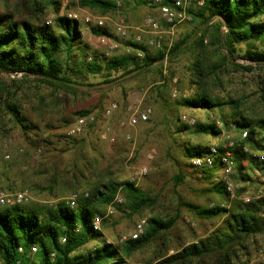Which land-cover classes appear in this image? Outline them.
<instances>
[{
    "label": "trees",
    "instance_id": "16d2710c",
    "mask_svg": "<svg viewBox=\"0 0 264 264\" xmlns=\"http://www.w3.org/2000/svg\"><path fill=\"white\" fill-rule=\"evenodd\" d=\"M75 1L81 8L97 9L104 15L114 11L118 7L117 2L128 4L130 0H74V5ZM137 1L150 5L146 0ZM174 1L164 0L166 4ZM190 1L185 10L192 20L201 24L199 34L175 40L168 49L164 44L149 46L147 39L142 38L140 42L131 39L125 43L132 49L130 54L104 57L96 53L89 55L90 60H87V45L81 38L79 21L59 14L62 0H2L0 113L8 116L13 125L20 129L24 139L41 151L44 144L56 143L52 137L57 142L64 139L74 121L67 125L65 134L55 132L44 136L43 129L29 118L17 100V89H21L23 84H43L53 91L76 95L77 87L73 84L77 85L74 80L80 78L77 75L81 73L98 75L103 82L114 84L134 73L161 72L164 61L176 58L182 48H193L196 55L191 70L197 90L177 102L190 108L220 110L225 122L229 118L238 130L248 131L245 142L249 145V152L236 153V173L232 176L238 185L235 197L229 199L221 177L214 182L213 173L219 171L217 167L196 168L191 164L193 158L207 152L208 145L186 144L183 147L182 156L186 159L183 165L194 170L199 179L208 184L202 192H207L214 199L203 206L181 199L178 203L200 219L211 220L214 224L205 238L176 248L175 253L158 264H190L196 261L199 264H248L251 252L259 246V240L264 241V182L250 183L251 177L244 172L246 166L240 163V159H247L251 171L260 168L257 153L251 148L264 152V116L248 114L240 108L237 100L222 99L211 91V87L218 83L219 69L226 64L243 71L264 66V0H202L200 6L196 5L197 0ZM64 8L69 9L68 5ZM48 12L53 16L49 24L46 23ZM90 30L100 37L109 34L106 27L92 26ZM209 31L210 44L218 51L225 50L221 58L213 63L208 60L203 45L204 36ZM256 43H262V46L259 48ZM240 44L247 45L238 56L248 60L247 64L234 62ZM136 52H140V55ZM119 70L122 75L113 77V73ZM3 74L19 75L10 79L16 89H10L13 86L1 79ZM225 107L229 108L227 114L223 113ZM89 113L92 112L78 110L75 114L78 117ZM96 120L97 117L94 122ZM183 126L187 128L185 123ZM195 131L220 134L213 122H196ZM77 174L79 178L72 174L69 179L70 190L78 193L74 207L69 205L67 199H58L52 204L28 199L18 204L0 206V264H129L125 258L171 229L179 218L178 215L165 219L150 216L146 219L144 232L136 239H126L119 249L102 242L86 253H78L99 234L90 227L91 217L103 214L119 191L122 202L118 206L127 205L134 213L152 205L154 199L132 182H120L113 178L93 180L81 169ZM185 176L186 173L179 169L173 177L174 185L181 184ZM54 182L55 177L51 184ZM246 184L255 193L247 195ZM84 186L89 190L87 196L77 191ZM246 195L248 198L244 199ZM33 246L36 252L31 253ZM18 247H22L21 252ZM241 256H245V261ZM253 264L264 262L256 261Z\"/></svg>",
    "mask_w": 264,
    "mask_h": 264
},
{
    "label": "rangeland",
    "instance_id": "374dc122",
    "mask_svg": "<svg viewBox=\"0 0 264 264\" xmlns=\"http://www.w3.org/2000/svg\"><path fill=\"white\" fill-rule=\"evenodd\" d=\"M182 1L185 8L191 4L190 0ZM1 4L2 0L0 6ZM117 4L118 7L114 11L103 15L97 9L81 8L76 1L74 5V0H62L60 15L76 12L81 17L90 14L105 18L102 27H106L109 34L101 37H107L109 43H103L100 36L92 34V26L84 24L79 17L81 38L87 45L86 59L96 53L104 57L130 54L132 49L125 43L131 40L135 33H140L144 40L155 37L168 49L175 40L182 37L188 39L195 33L199 34L202 28L198 21L191 19L177 23L170 29L163 26V32L150 34L134 27L141 26L145 15L156 14L155 7L137 0H130L128 4ZM67 5L68 10L64 8ZM119 16L124 17L126 23L132 27L126 39L120 38L114 31V21ZM52 17L48 12L46 19ZM210 35L209 31L204 36L203 45L208 60L213 63L221 58L225 50H216L210 44ZM115 42L118 46L109 48L110 43ZM256 45L260 48L262 43ZM246 47V44L238 45L235 63H249L248 60L238 57ZM195 55L193 48H182L176 58L163 62L161 72L153 70L139 75L134 73L120 78L114 84L103 82L98 75L81 73L77 75L80 78L74 80L77 85L73 84L77 87L76 95L53 91L43 84H23L21 89H17V100L29 118L43 129L44 136L55 132L65 134L67 125L74 121L78 110H90L97 120L89 125L81 136L66 135L60 142L52 137L56 143L44 144L42 150L38 151V148L24 139L20 129L13 125L8 116L0 113L1 185L10 191L26 189L32 202L52 204L58 199H68L73 192L70 190L69 179L72 174L78 177L77 173L81 169L93 180L113 178L120 182H132L154 199L152 205L139 213H134L124 204L116 206L114 213L103 220L97 238L89 240L78 253H86L102 242L110 243L119 249L124 241L131 237L139 220L146 221L148 217L155 215L164 219L176 215L179 218L171 229L125 258L129 264H158L175 253L176 248H183L205 238L211 232L213 221L200 219L178 202L181 199L203 206L214 198L207 192H202L208 184L202 182L194 170L183 165L186 159L182 156V150L186 144L209 145L221 142L226 136L237 138L239 130L229 126L233 122L229 118L225 122L222 112L218 109L190 108L177 102L183 97L193 95L197 90L191 70ZM120 75L121 70L113 73V77ZM18 77L19 75L15 74H3L1 79L13 86L10 79ZM217 78L218 83L215 86L212 84L211 91L222 99L237 100L240 108L248 114L264 116V66L255 67L252 71H243L226 64L219 69ZM13 88L16 89L14 86L10 89ZM173 89L177 90L176 96L172 95ZM111 102L117 103L118 108L108 115L103 114V110ZM138 103L151 108L149 120L135 127L122 125L128 117L126 106ZM228 111L229 108L225 107L223 113L227 114ZM183 114L194 117L196 122L203 124L215 123V120L219 119L224 123V133H199L195 131V125L186 124L187 128H184V122L181 121ZM247 146L249 147L248 144ZM251 150L254 153L259 151L254 147ZM148 155L152 157L148 158ZM143 165L147 166L146 175L133 180L134 169ZM242 165L246 166L244 172L249 173L251 177L250 183L258 184L252 171L248 169V164ZM179 169H182L186 176L181 184L174 185L173 177ZM54 177L55 182L51 184ZM213 179L214 182L220 179L219 171L213 173ZM231 183L229 199L235 197L238 185L232 175ZM246 187L247 195L255 193L251 186L246 184ZM77 191L89 192L87 186L80 187ZM117 195L120 196L121 192L115 196ZM247 195L244 199L248 198ZM241 257L245 261V256ZM256 261L264 262L262 240H259V246L251 252L248 264ZM190 264L199 263L196 261Z\"/></svg>",
    "mask_w": 264,
    "mask_h": 264
},
{
    "label": "built area",
    "instance_id": "2783aa9c",
    "mask_svg": "<svg viewBox=\"0 0 264 264\" xmlns=\"http://www.w3.org/2000/svg\"><path fill=\"white\" fill-rule=\"evenodd\" d=\"M150 5H153L156 8V14H147L143 17L140 27H134L136 30L146 31L150 34H157L164 31L163 25H167L170 28H173L174 25L182 21L191 20V16L186 12L185 5L182 0H175L171 4H166L164 0H146ZM202 0H197L196 5H202ZM67 16L76 20H80L81 17L76 12H69ZM81 20L84 24L89 26H104L105 18L101 16H92L90 14L84 15L81 17ZM51 19H47L46 23L49 24ZM132 27L129 26L124 17L119 16L114 21V31L120 37L126 39L130 35V30ZM224 29V28H223ZM142 39L140 33H135L132 37L134 42H140ZM103 43H109L107 37H101ZM147 44L152 47H159L161 45L160 41L155 37H149L147 39ZM117 43H110L109 48H116ZM140 55V52H136ZM90 60V57L87 58ZM177 90L173 89L172 95L176 96ZM118 108L117 103L111 102L103 110V114L108 115L112 111ZM126 111L128 112V117L125 123L128 127H135L139 123L146 122L151 114V108L148 106H141L140 103L136 105L126 106ZM95 121V116L92 113L80 115L75 118L74 122L69 126L66 131V135L69 137L81 136L84 134L85 129L93 124ZM181 121L189 126H194L196 124V119L189 115L183 114L181 116ZM216 127L220 130V134L224 133V123L219 119L215 120ZM229 126L235 128L236 126L233 123H230ZM248 137V131L246 129H240L239 135L237 138H231L229 136L224 137L219 143L209 144L207 147V152L202 156H197L192 159L191 164L196 168L201 167H217L219 169L220 177L225 184L227 192L232 190L231 175L234 171L235 164L237 163L236 153H248L249 148L246 144V138ZM40 151V149H38ZM257 161L260 164L259 169H254L252 171L253 178L258 182H264V152H258L256 154ZM152 155H148V158H151ZM241 164H246L247 159H240ZM134 177L133 180H138L143 175L147 173V166H139L133 171ZM87 192L84 193L87 196ZM30 198V195L26 189L21 190H6L2 187L0 183V206L18 204L23 201H27ZM78 198V193L74 192L68 197V202L71 207L76 205ZM122 199L120 196H115L111 202L106 206L105 212L103 214H96L91 217L90 227L94 232L101 231V224L103 220L114 213L116 206L120 205ZM146 224L145 219H141L136 223L135 229L131 234L133 239H136L144 232V226ZM63 242V239H62ZM18 251H22V247H18ZM31 253L36 252V247H31ZM53 257L54 254L51 253ZM19 264V262H17Z\"/></svg>",
    "mask_w": 264,
    "mask_h": 264
}]
</instances>
